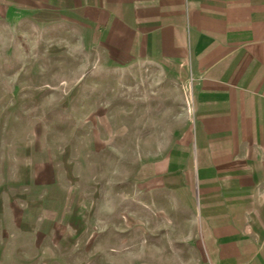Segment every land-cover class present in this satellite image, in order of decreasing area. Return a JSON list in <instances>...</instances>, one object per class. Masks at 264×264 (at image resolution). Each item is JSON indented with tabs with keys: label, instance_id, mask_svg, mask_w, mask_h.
<instances>
[{
	"label": "rangeland",
	"instance_id": "1",
	"mask_svg": "<svg viewBox=\"0 0 264 264\" xmlns=\"http://www.w3.org/2000/svg\"><path fill=\"white\" fill-rule=\"evenodd\" d=\"M77 31L35 12L0 17V202L10 222L32 205L25 188L38 201L19 234L0 211V264L197 263L173 244L178 218L152 213L148 234L147 197L132 188L179 134V105L156 98L162 75ZM41 225L56 232H28Z\"/></svg>",
	"mask_w": 264,
	"mask_h": 264
},
{
	"label": "crops",
	"instance_id": "2",
	"mask_svg": "<svg viewBox=\"0 0 264 264\" xmlns=\"http://www.w3.org/2000/svg\"><path fill=\"white\" fill-rule=\"evenodd\" d=\"M20 12L162 75L156 98L179 105L181 125L132 186L147 197L148 234L159 233L152 213L178 218L173 244L194 250L195 264H264V0H0V17ZM22 193L32 205L13 221L0 202L14 235L38 202ZM48 212L57 229L56 205ZM46 228L28 232H56Z\"/></svg>",
	"mask_w": 264,
	"mask_h": 264
}]
</instances>
